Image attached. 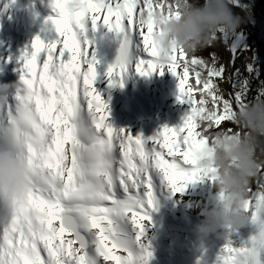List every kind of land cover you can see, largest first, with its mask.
<instances>
[{
    "label": "snow or ice",
    "instance_id": "1",
    "mask_svg": "<svg viewBox=\"0 0 264 264\" xmlns=\"http://www.w3.org/2000/svg\"><path fill=\"white\" fill-rule=\"evenodd\" d=\"M49 6L43 31L54 35L34 36L21 52L13 92L0 86V146L19 147L34 174L24 203L0 207V264H147L146 226L161 186L180 193L215 171L200 168L198 159L210 151V131H234L232 116L248 103V81L238 70L226 77L214 52L204 58L200 49L173 48L162 55L152 23L137 27L139 14L178 17L181 0H49ZM100 26L120 37L105 72L109 86L123 87L130 71L171 72L177 100L188 109L181 124L145 139L108 123V105L93 86L98 60L87 36ZM223 83L231 91L225 93ZM247 193L257 233L247 246L225 238L213 264H260L264 164Z\"/></svg>",
    "mask_w": 264,
    "mask_h": 264
},
{
    "label": "clouds",
    "instance_id": "2",
    "mask_svg": "<svg viewBox=\"0 0 264 264\" xmlns=\"http://www.w3.org/2000/svg\"><path fill=\"white\" fill-rule=\"evenodd\" d=\"M149 22L162 55L173 48L193 52L209 44L219 31L231 32L240 23L229 0H181L178 17L169 19L159 11L136 17L137 27H146ZM232 123L231 134L222 129L208 133L210 151L206 150L197 162L202 169H215L206 173L210 191L201 211L203 219L193 227L201 237L219 230L218 235L225 239L230 231L249 224L247 188L264 164L260 158L264 155V98H256L235 111ZM33 182L26 154L13 145L0 146V207L11 209L24 203Z\"/></svg>",
    "mask_w": 264,
    "mask_h": 264
},
{
    "label": "bare ground",
    "instance_id": "3",
    "mask_svg": "<svg viewBox=\"0 0 264 264\" xmlns=\"http://www.w3.org/2000/svg\"><path fill=\"white\" fill-rule=\"evenodd\" d=\"M31 7L36 9L34 16L38 18L35 26L30 24L33 18L29 12ZM242 13L241 15L233 14L239 19L240 23L238 27L232 30L233 36L231 34L232 49L227 53V67L229 70L233 65L241 62V55L252 41L250 21ZM51 14L49 0H37L36 3H33L32 0H14V2L13 0H0V86H7L9 92H13L15 86L19 84V69L21 65L18 62V57L29 46L33 38L32 35H40L42 38L45 35L52 38L54 35L43 31V29L47 28L45 20ZM103 37L104 31L97 32L96 40L100 50L117 48L119 44L118 37L108 40V44L106 43L107 48L101 47ZM237 53L240 54L237 55ZM230 61L232 62L231 64ZM41 68L42 64L38 62L37 71L39 72ZM103 69L105 70L103 64L98 61L96 65L97 76L93 86L108 105V123L112 127L116 129L125 128L133 136L139 134L147 139L150 137L148 122L157 116H161L160 122H162L163 126L169 127L171 124H178L176 114L179 112L177 110L173 111L172 108L168 107L171 99H177L178 88L175 84L171 82L164 84L160 91L161 95L150 91L148 87L146 93H144L146 98L143 95L144 97L141 100L143 106H140L135 98L136 95L130 101L128 92L123 91V95L122 92L116 95L111 92L112 87L109 86V81L104 78L105 72H103ZM137 82L139 83V79ZM137 87L138 84H136L134 90ZM222 88L227 92V83H223ZM111 95L114 96L111 97ZM255 95H258L259 98L263 97L259 93ZM114 97L118 98L119 101H115ZM126 99L127 102L123 105V101ZM167 107L168 109H166ZM178 116L180 115L178 114ZM260 158L264 160V155H261ZM157 198L160 202L159 210L154 208L150 211L151 220L146 226V238L152 253L147 264H184L187 254L188 264H191L194 262L199 250H204L215 256L218 254L219 250L224 246L225 239L218 237V234L209 233L207 236L201 237L194 233V225L199 223L203 216L201 212L200 214L196 212L194 203L190 196L186 194L185 189L183 192L173 194L167 185H162ZM130 215L131 213H129ZM253 226L249 242L250 238L257 233L255 225ZM116 254L126 255V253H122L119 250H116ZM108 264H115V262L109 261ZM260 264H264V251Z\"/></svg>",
    "mask_w": 264,
    "mask_h": 264
},
{
    "label": "rangeland",
    "instance_id": "4",
    "mask_svg": "<svg viewBox=\"0 0 264 264\" xmlns=\"http://www.w3.org/2000/svg\"><path fill=\"white\" fill-rule=\"evenodd\" d=\"M229 7L231 8L233 14H239L243 12L245 16L248 17V21H250V33L252 36V41L250 46L246 47L245 52L241 55V62L237 65H233L232 68L227 67V53L231 51L232 46V31L225 32L223 30L219 31L214 39L212 40V46L209 47L207 53L214 52L218 58L219 64H223L225 66V76H229L230 73L237 72L242 79H247L249 91L247 92V101L248 103L257 98L258 94L264 98V0H229ZM242 13V14H243ZM246 18V17H245ZM104 31V37L102 38L101 47L107 48L106 43L110 39H114V37H118V42L120 41V37L112 32H109L107 28L100 26L95 32L89 31L87 36L89 39L94 40V47L96 51V59L101 62L105 68L103 72H106L107 67L112 64L117 55V48L100 50L99 44L97 43L96 37L97 32ZM116 39V38H115ZM97 43V44H96ZM108 44V43H107ZM240 53H237L239 55ZM219 66V65H217ZM249 69H251L249 71ZM101 72V71H100ZM109 81V78L104 77ZM139 79V83L137 80ZM137 82V83H136ZM173 83L178 88V80L175 75H173L169 71H163V74H160L159 71L153 72L149 76H140L136 74L134 71H130L123 79V87L118 84L115 86H111L113 93L115 95L117 93H121L123 95V91L130 94V101L134 98L133 95H136L135 98L138 100V104L143 106L142 97L145 96L147 88H150V91L156 92L158 95H161V89L164 87V84ZM138 87L134 90L136 84ZM141 86V87H140ZM222 87V84H221ZM228 91H231L229 84L227 83ZM136 91V93H135ZM109 92V93H111ZM151 92V93H152ZM225 92V93H227ZM148 94H150L148 92ZM144 95V96H143ZM114 95H111V97ZM119 97V96H118ZM115 101H119L118 98H115ZM141 101V102H140ZM127 102V99L123 101V105ZM122 105V106H123ZM121 107V106H120ZM168 107L172 108L173 111L177 110L179 113L176 114L178 124H171L169 127H175L182 123V118L187 112V105L178 101L177 99H171L168 103ZM168 107L166 109H168ZM165 109V110H166ZM178 114L180 116H178ZM168 115V114H167ZM159 119V120H158ZM161 116H157L156 118L150 120L149 123V135L150 137L154 136L158 131L162 129ZM144 123V121H142ZM153 122V124H151ZM142 123V124H143ZM148 126V125H147ZM230 125L224 124L223 127L227 128ZM186 194L190 196L191 200L194 203L196 208V212L200 214L202 208L204 206L206 197L210 191L209 185L205 180H198L192 183H189L184 188ZM253 224L249 222L247 226L244 228L237 229L235 231H230L228 238L232 241L233 246H247L249 244V237L253 232ZM217 233H210L213 235H217ZM218 237H220L218 235ZM223 239V238H222ZM225 244V243H224ZM204 249V248H203ZM264 250L259 252L258 259L260 263L262 262V253ZM216 256L214 254H210L204 250H199L197 252V256L194 258V262L191 264H213ZM188 264V254L185 258V263Z\"/></svg>",
    "mask_w": 264,
    "mask_h": 264
},
{
    "label": "trees",
    "instance_id": "5",
    "mask_svg": "<svg viewBox=\"0 0 264 264\" xmlns=\"http://www.w3.org/2000/svg\"><path fill=\"white\" fill-rule=\"evenodd\" d=\"M199 49H200V50L197 52V55H198V56H202V57H204V58H208L209 53H207V52H208V50H209V47H201V48H199ZM190 83H194V81H193V80H190ZM249 185H250L253 189L256 188V177H255V178H252V179L250 180Z\"/></svg>",
    "mask_w": 264,
    "mask_h": 264
},
{
    "label": "water",
    "instance_id": "6",
    "mask_svg": "<svg viewBox=\"0 0 264 264\" xmlns=\"http://www.w3.org/2000/svg\"><path fill=\"white\" fill-rule=\"evenodd\" d=\"M159 207H160V202H159V200H158V198H157V201H156V204H155V209L156 210H159Z\"/></svg>",
    "mask_w": 264,
    "mask_h": 264
}]
</instances>
